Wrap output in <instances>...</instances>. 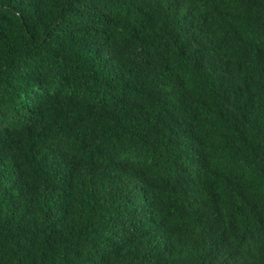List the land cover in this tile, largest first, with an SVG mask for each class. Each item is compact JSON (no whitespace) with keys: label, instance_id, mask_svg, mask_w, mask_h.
I'll list each match as a JSON object with an SVG mask.
<instances>
[{"label":"trees","instance_id":"16d2710c","mask_svg":"<svg viewBox=\"0 0 264 264\" xmlns=\"http://www.w3.org/2000/svg\"><path fill=\"white\" fill-rule=\"evenodd\" d=\"M0 264H264V0H0Z\"/></svg>","mask_w":264,"mask_h":264},{"label":"clouds","instance_id":"9594fccd","mask_svg":"<svg viewBox=\"0 0 264 264\" xmlns=\"http://www.w3.org/2000/svg\"><path fill=\"white\" fill-rule=\"evenodd\" d=\"M231 93L232 92H230L229 93V95H228V97H227V100L225 101V103H226V107H230V105L232 104V102L234 101L233 99H232V95H231ZM261 104H259V103H255V105H254V107H253V109H252V111H251V114H253V112H255L257 109H258V107L260 106Z\"/></svg>","mask_w":264,"mask_h":264}]
</instances>
